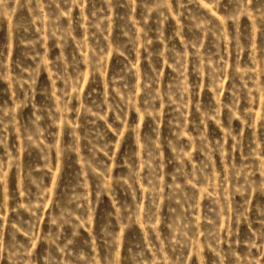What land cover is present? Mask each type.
<instances>
[{"label": "rangeland", "instance_id": "1", "mask_svg": "<svg viewBox=\"0 0 264 264\" xmlns=\"http://www.w3.org/2000/svg\"><path fill=\"white\" fill-rule=\"evenodd\" d=\"M0 264H264V0H0Z\"/></svg>", "mask_w": 264, "mask_h": 264}]
</instances>
